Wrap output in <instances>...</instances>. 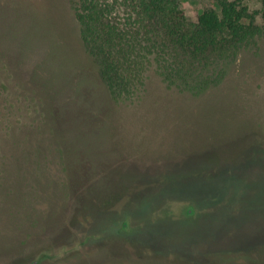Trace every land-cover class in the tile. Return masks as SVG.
Here are the masks:
<instances>
[{
    "label": "rangeland",
    "instance_id": "374dc122",
    "mask_svg": "<svg viewBox=\"0 0 264 264\" xmlns=\"http://www.w3.org/2000/svg\"><path fill=\"white\" fill-rule=\"evenodd\" d=\"M215 2L182 0L192 23ZM37 5L75 45L70 0ZM32 46L0 41V264H264V40L200 95L150 72L140 96L91 108L101 127H55Z\"/></svg>",
    "mask_w": 264,
    "mask_h": 264
},
{
    "label": "trees",
    "instance_id": "16d2710c",
    "mask_svg": "<svg viewBox=\"0 0 264 264\" xmlns=\"http://www.w3.org/2000/svg\"><path fill=\"white\" fill-rule=\"evenodd\" d=\"M37 1L0 2V41L10 38L22 55L32 53L35 38L45 44L34 74L49 87L55 127L103 126L107 114L91 108H104L103 99L140 96L150 72L169 87L203 94L224 80L243 50L264 40V0L260 13L244 0H216L214 8L199 12L196 23L188 20L182 0H70L79 25L75 45ZM70 109L83 117L70 119ZM113 238L122 237L107 239Z\"/></svg>",
    "mask_w": 264,
    "mask_h": 264
},
{
    "label": "flooded vegetation",
    "instance_id": "af4514ba",
    "mask_svg": "<svg viewBox=\"0 0 264 264\" xmlns=\"http://www.w3.org/2000/svg\"><path fill=\"white\" fill-rule=\"evenodd\" d=\"M160 185H161V186H160V189H161V188H162V189H163V188H167V187H165L164 184H162V183H160ZM201 197H203V196H202V195L197 196L195 199H198L199 202H200ZM193 199H194V198H193ZM203 204H204V203L200 202V203H199V206H201V205H203ZM186 207H187V216H190V215H188V214H191V213H192L194 207H193V208H190L189 206H186ZM195 207H196V206H195ZM202 209H203V208H202ZM141 215H142L143 217L146 218L145 221H148V220H149V217H150V216H149V214H148V215L146 214V211H145V210L142 212ZM193 218H194V217H190V218L185 217V218H181L180 220L183 221V219H186L187 221H191V220H189V219H192V220H193ZM194 219H195V218H194ZM171 224H172V223H171ZM171 224H170V225H171ZM154 226H155V225H154ZM149 227H153V225H152V226H151V225H148L147 228L149 229Z\"/></svg>",
    "mask_w": 264,
    "mask_h": 264
},
{
    "label": "water",
    "instance_id": "95a60500",
    "mask_svg": "<svg viewBox=\"0 0 264 264\" xmlns=\"http://www.w3.org/2000/svg\"><path fill=\"white\" fill-rule=\"evenodd\" d=\"M197 197V196H196Z\"/></svg>",
    "mask_w": 264,
    "mask_h": 264
}]
</instances>
